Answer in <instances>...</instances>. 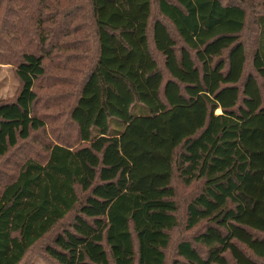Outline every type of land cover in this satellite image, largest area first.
Returning <instances> with one entry per match:
<instances>
[{
	"label": "trees",
	"instance_id": "16d2710c",
	"mask_svg": "<svg viewBox=\"0 0 264 264\" xmlns=\"http://www.w3.org/2000/svg\"><path fill=\"white\" fill-rule=\"evenodd\" d=\"M88 1L98 52L70 114L84 145L52 143L3 184L0 264H21L74 211L46 247L58 264H166L176 173L202 185L186 227L204 230L173 264H263L264 15L249 61L241 1L158 0L154 21L152 0ZM52 2L37 5L55 13L67 0ZM46 39L4 57L21 90L0 102V161L46 126L34 113Z\"/></svg>",
	"mask_w": 264,
	"mask_h": 264
},
{
	"label": "rangeland",
	"instance_id": "374dc122",
	"mask_svg": "<svg viewBox=\"0 0 264 264\" xmlns=\"http://www.w3.org/2000/svg\"><path fill=\"white\" fill-rule=\"evenodd\" d=\"M40 1L0 0V102L15 100L21 90L15 63H3L4 57H11L12 52L19 55L21 50L36 52L41 47L42 37L47 36L44 51L47 53L46 75L38 80L35 87L38 101L34 111L46 122V126L39 131H33L28 140L20 141L0 161V190L5 182L17 175L28 158L45 160L48 145L52 143L75 147L84 145L78 140V130L71 121L70 114L98 52L91 6L88 0H67L58 12L54 13V10L49 12L43 5H37ZM237 1L244 3L247 10L246 27L240 39L246 46L250 61L259 34L257 18L264 15V6L262 0ZM152 2L154 21L162 16L158 10V0ZM51 5L53 8V2ZM32 8H38L41 13L36 14L34 9L30 10ZM42 13H45V18L49 20L44 24L41 33L35 27V19ZM52 14L56 15L55 22L50 19ZM66 33L69 36L64 35ZM173 186L178 203L176 215L180 223L170 231L171 244L166 250V264H173L178 258L177 245L181 241L192 240L196 234L204 230L202 225L194 229L186 227L188 204L201 192V183L186 185L176 173ZM75 216L74 211L58 223L27 253L21 264H58L48 255L46 247L54 243L58 233L71 227ZM262 262L264 264V260Z\"/></svg>",
	"mask_w": 264,
	"mask_h": 264
},
{
	"label": "bare ground",
	"instance_id": "6f19581e",
	"mask_svg": "<svg viewBox=\"0 0 264 264\" xmlns=\"http://www.w3.org/2000/svg\"><path fill=\"white\" fill-rule=\"evenodd\" d=\"M219 111H220V109H219Z\"/></svg>",
	"mask_w": 264,
	"mask_h": 264
}]
</instances>
